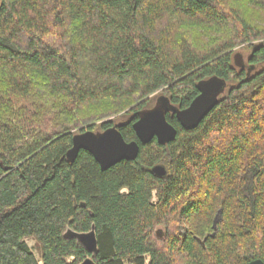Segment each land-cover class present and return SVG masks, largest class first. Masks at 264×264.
Listing matches in <instances>:
<instances>
[{"label": "trees", "instance_id": "16d2710c", "mask_svg": "<svg viewBox=\"0 0 264 264\" xmlns=\"http://www.w3.org/2000/svg\"><path fill=\"white\" fill-rule=\"evenodd\" d=\"M247 6L264 0H0V264L264 261V29ZM212 77L227 90L196 128L168 112L176 139L140 142L153 95L184 110ZM103 121L138 158L70 161L73 130ZM93 226L96 257L65 237Z\"/></svg>", "mask_w": 264, "mask_h": 264}, {"label": "water", "instance_id": "95a60500", "mask_svg": "<svg viewBox=\"0 0 264 264\" xmlns=\"http://www.w3.org/2000/svg\"><path fill=\"white\" fill-rule=\"evenodd\" d=\"M235 65L239 68L245 66L242 54L235 55ZM199 96L192 102L189 108L181 110L170 102L166 96L159 97L153 109L140 113V119L134 124V130L138 139L144 145L157 139L161 145L173 142L177 137L176 128L167 120V113L171 112L185 130L196 128L203 119L219 103L220 97L227 90V82L219 77H212L209 80L201 81L198 84ZM90 153L100 165L103 171L123 162L135 161L140 153V146L137 142H127L118 127H113L103 133L88 131L73 137V147L67 156L70 161H75L80 151ZM153 173L164 177L167 169L158 165L152 169ZM221 220V212L216 216L214 229H217ZM66 238L77 239L94 257L99 252L96 226L90 232L77 233L69 230ZM81 264H97L94 258H87ZM249 264H264L262 260H255Z\"/></svg>", "mask_w": 264, "mask_h": 264}, {"label": "rangeland", "instance_id": "374dc122", "mask_svg": "<svg viewBox=\"0 0 264 264\" xmlns=\"http://www.w3.org/2000/svg\"><path fill=\"white\" fill-rule=\"evenodd\" d=\"M245 15H246L247 19L249 21H251V23L254 24L256 27L264 29V10H262L260 8L253 7V6H247L245 8ZM236 54H242L243 57H244V62L246 64L247 61L249 60L251 52H250L249 48L241 46V47H239L238 49L235 50L234 56H233L234 59H235V55ZM162 95L163 94L161 92H158L155 95H153L151 97L152 98V102H151V104H149L148 108L149 109H153L156 106L159 97H161ZM133 107H131L130 109H132ZM130 109H127L124 112L126 113ZM112 119H115V123L116 124L118 123V121L127 120V118H120V117L114 116L112 118H109V121L112 120ZM104 122L105 121L97 123V128L95 130H92V132H94V133H103V132H105V130H102V125H103ZM88 131H91L90 127H85L84 129H80V128L79 129H75V130H73V133L75 135H78V134H82V133H85V132H88ZM156 193L157 192L155 191L154 192V195H155L154 201H157ZM26 242L30 246V248L32 249V251L35 254V256L38 258V260L41 261V259H42V251H41V246L38 243V241L35 238L31 237V238L26 239ZM175 259H176V264H190L189 259H188V257L186 255H176ZM73 261H74L73 258L68 259V262H73ZM40 264H42V262Z\"/></svg>", "mask_w": 264, "mask_h": 264}, {"label": "bare ground", "instance_id": "6f19581e", "mask_svg": "<svg viewBox=\"0 0 264 264\" xmlns=\"http://www.w3.org/2000/svg\"><path fill=\"white\" fill-rule=\"evenodd\" d=\"M168 114V113H167Z\"/></svg>", "mask_w": 264, "mask_h": 264}]
</instances>
